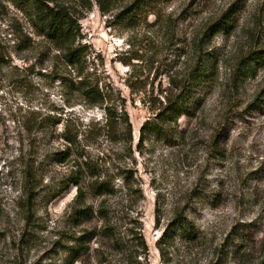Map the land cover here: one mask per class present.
I'll list each match as a JSON object with an SVG mask.
<instances>
[{"label": "rangeland", "instance_id": "374dc122", "mask_svg": "<svg viewBox=\"0 0 264 264\" xmlns=\"http://www.w3.org/2000/svg\"><path fill=\"white\" fill-rule=\"evenodd\" d=\"M56 1L80 18L84 76L112 90L133 141L120 126L111 136L103 109L61 85L76 69L34 35L27 8L0 0V264H264V68L244 76L240 65L264 48V0H151L130 15L144 0H111L106 13L96 0L90 10ZM233 6L234 28L212 35ZM204 54L213 66L193 116L141 143L144 124L205 65ZM46 115L80 128L79 150L63 162L53 154L68 145L53 135L31 151L27 127ZM33 162L39 182L28 201L24 171ZM97 179L113 192L95 194ZM178 215L195 238L163 237Z\"/></svg>", "mask_w": 264, "mask_h": 264}, {"label": "trees", "instance_id": "16d2710c", "mask_svg": "<svg viewBox=\"0 0 264 264\" xmlns=\"http://www.w3.org/2000/svg\"><path fill=\"white\" fill-rule=\"evenodd\" d=\"M15 4L24 5L30 17V24L35 36L42 40V43L46 45L49 53L58 52L64 59L67 67L74 70L75 77L67 79L61 77V85L65 88H72L74 92H77L82 101L89 107H97L103 109L105 115V128L109 129L111 136L119 134V127L122 129L123 136H126V141L132 143V125L130 123L127 113L121 112L112 102L109 91L106 89L108 86L100 87V83L93 82L84 76V70L87 65L88 45L82 43L84 37L80 25V18L77 16L76 11L69 5L58 2L56 0H11ZM87 3L88 9L92 8V2L90 0H82ZM111 0H96L97 5L101 12L106 13L109 11L108 4ZM152 1L144 0L135 2L132 7L128 8L124 15H130L135 12L137 8H144L150 6ZM107 4V5H106ZM239 8L236 6L231 7L225 12L214 24L209 27V32L212 35H216L221 32L230 33L234 28L236 15ZM120 17V16H118ZM30 40V47H33V40ZM35 44V43H34ZM201 56V55H200ZM205 59V65H200L193 69L190 73V78L186 81L180 93L173 95V97L166 98V105L157 113L155 119L147 121L141 130V143L147 138V136L165 137L168 127L182 117H192L193 108H197L200 99L196 96V89L200 84H204L206 81L204 78L208 77L205 69L206 66H213V60L211 54H204L201 58ZM241 69L246 73L244 76L254 75L257 70L264 68V48L256 49L248 53L241 61ZM202 66V67H201ZM194 109V110H195ZM73 118L69 117L63 119L53 115H46L45 117L34 118L27 130L34 136L31 140L30 146L32 153L36 154L46 137L55 136L58 140L66 143V150L64 152L54 153V156H62L60 162H63L66 157H69L74 151L79 149V136L80 128L75 129L72 125ZM64 124V130L62 133H57V128ZM92 131H86V134H91ZM87 166V164H85ZM25 186H26V198L28 201L33 199L32 193L38 186V167L33 162L28 164L25 168ZM78 188V198L81 200L84 196L80 189V183H75ZM93 191L99 196L105 194H111L113 189L111 185L106 181L95 180L93 183ZM92 213L88 212V209H83L81 215L83 217H90ZM179 232L183 236L189 238H195V227L185 216L178 215L169 226L165 229L163 237H168L170 233Z\"/></svg>", "mask_w": 264, "mask_h": 264}]
</instances>
